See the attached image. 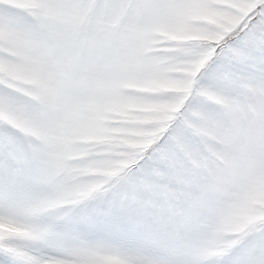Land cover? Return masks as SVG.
<instances>
[{
    "label": "snow or ice",
    "instance_id": "obj_1",
    "mask_svg": "<svg viewBox=\"0 0 264 264\" xmlns=\"http://www.w3.org/2000/svg\"><path fill=\"white\" fill-rule=\"evenodd\" d=\"M0 264H264V0H0Z\"/></svg>",
    "mask_w": 264,
    "mask_h": 264
}]
</instances>
